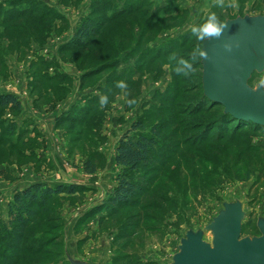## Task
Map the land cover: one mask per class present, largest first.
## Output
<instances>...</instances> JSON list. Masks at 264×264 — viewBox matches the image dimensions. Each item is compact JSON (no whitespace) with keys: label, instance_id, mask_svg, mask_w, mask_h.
I'll return each instance as SVG.
<instances>
[{"label":"rangeland","instance_id":"rangeland-1","mask_svg":"<svg viewBox=\"0 0 264 264\" xmlns=\"http://www.w3.org/2000/svg\"><path fill=\"white\" fill-rule=\"evenodd\" d=\"M94 1L0 0V93L22 102L20 111L0 107V217L10 220L15 194L30 185L80 188L55 196L34 217L31 239L49 244L21 264H180L192 241L214 248V227L232 212L239 241L262 236L264 152L242 155L239 142L227 144L233 123L217 119L225 109L200 103L202 58L192 61L191 53L203 41L191 28L209 12L223 22L264 15V0H237L235 8L213 7L212 0H132L140 13L105 27L94 45L65 50ZM29 3L34 14L45 16L32 18ZM181 58L193 64L188 76L175 71ZM109 59L116 64L83 80L86 70ZM44 72L55 79H42ZM120 74L116 84L125 87L115 85L105 106L80 110ZM261 80L264 68L253 72L248 85L264 95ZM140 118L144 126L131 133L134 139L140 132L151 135L154 125L167 127L155 164L131 173L140 186L135 203L114 210L111 195L124 172L116 149ZM11 124L13 132L4 133ZM240 131L246 133L244 146L264 151V129ZM254 156L261 167L236 179L238 168L247 169ZM88 160L96 171L86 170Z\"/></svg>","mask_w":264,"mask_h":264},{"label":"trees","instance_id":"trees-1","mask_svg":"<svg viewBox=\"0 0 264 264\" xmlns=\"http://www.w3.org/2000/svg\"><path fill=\"white\" fill-rule=\"evenodd\" d=\"M110 1L111 0H96L93 2L90 14L83 18L73 38L67 43L68 45L66 47H63L65 50H77V48L94 45L95 39L103 34L105 27L111 25L115 21L127 20L130 15L136 12L140 13V10L142 9L139 4L135 6L136 2L132 0H125L123 4L116 6L110 4ZM39 2L41 3L43 0H39ZM1 6L2 5L0 4V7ZM45 6L48 5L45 3L44 7ZM29 7L31 8L30 13H32V15H30L33 16L32 18H43L46 14V12H42L41 14L36 15L34 14L35 12H32L35 10L34 4L29 3ZM27 9L28 8L22 10V13H27ZM98 12L99 18H96L94 15ZM22 13L20 12L18 16H21ZM151 19L149 17L146 20V23L151 24ZM163 19L169 20L166 17ZM139 42H141V40H139ZM114 64H116V60L113 61L109 59L104 61L100 66L86 70L83 74V80L88 77H92V75L101 72L106 67L113 66ZM123 77L124 74H120L116 76L115 80H113L112 77L107 79V83L104 86H99L100 93L89 96L87 98L88 106L81 107L80 110H85L87 114L90 112L91 108L97 107V105L100 104L102 95L107 96V99H109L113 87L117 85L116 81ZM41 78H47L49 80L55 79L54 76L48 75L47 72H44ZM169 91L170 90H167L165 95H163L164 98L168 97V93L170 94ZM200 103H205L209 106H220L223 110L225 109L222 104L214 102L206 96L204 89ZM0 107H10L12 110L20 111L22 109V102L16 94L0 93ZM64 116L65 115L63 114L62 117L60 116L58 118V123L64 119ZM217 119L218 124L220 121L221 123L228 122L230 120L232 121L233 131L232 135L228 138L227 144L231 145L234 142H239L238 150L242 155L245 152H250L254 155L264 152L259 148L244 146L246 145V133L245 131H240V127H247L248 131L263 130V125L256 124L248 120L237 119L225 111L221 112L219 116H217ZM144 122L143 118L134 122L131 129L123 135L116 149V163L119 166L124 167V172L118 176V185L111 195L109 205L114 210L115 207L133 205L135 203V197L140 195L138 190L140 186L131 173L138 171L141 166L148 167L155 164V158L158 155L157 149L159 147V137H161L162 128L167 126L166 124H162L160 126L154 125L152 127L151 135L140 132L137 138L134 139L131 133L143 128ZM12 127V124L5 126L3 128V132L12 133ZM223 136L224 135L219 136V139H223ZM254 157V160L250 161L247 169H244L243 166V168H238L235 174L236 179H247L256 168H259V166L261 167V159L256 158V156ZM85 168L89 172L96 171V165L92 160H88L86 162ZM79 190L80 188L76 184H58L50 186L42 183H36L28 186L21 192L16 193L13 202L10 204V220L6 222L0 217V264H21L22 262H26V257H29L30 255L42 254L49 242L47 240L37 241L31 239L30 231L34 217L39 213V211L43 210L47 206V203L55 196L62 193L74 194Z\"/></svg>","mask_w":264,"mask_h":264},{"label":"water","instance_id":"water-1","mask_svg":"<svg viewBox=\"0 0 264 264\" xmlns=\"http://www.w3.org/2000/svg\"><path fill=\"white\" fill-rule=\"evenodd\" d=\"M220 39L203 41L208 59H202L204 93L222 104L237 119L264 126V95L253 91L248 80L264 68V15L230 19ZM240 42L229 52L225 43ZM214 248L201 241L186 246L187 256L180 264H264V226L262 236L239 241L235 213L228 214L215 227Z\"/></svg>","mask_w":264,"mask_h":264},{"label":"clouds","instance_id":"clouds-1","mask_svg":"<svg viewBox=\"0 0 264 264\" xmlns=\"http://www.w3.org/2000/svg\"><path fill=\"white\" fill-rule=\"evenodd\" d=\"M213 7H229L235 8L238 7L237 0H212ZM228 28V24L221 21L219 16L215 12H209L204 18L203 22L198 25H193L191 28V33L195 36L199 41H206L212 39H220V37L224 34L225 29ZM227 51L232 50V46L229 43H225L224 45ZM208 59L207 52L205 50L197 47L191 53V60L196 61L198 59ZM172 59H176L175 56ZM177 67L175 69L177 74H183L184 76H188L193 71V64L189 60H185L183 58L177 61ZM261 85H264V80L260 81ZM117 87L124 88L125 84L123 81L118 82ZM108 102L107 96L102 95L100 99L101 106H105Z\"/></svg>","mask_w":264,"mask_h":264}]
</instances>
